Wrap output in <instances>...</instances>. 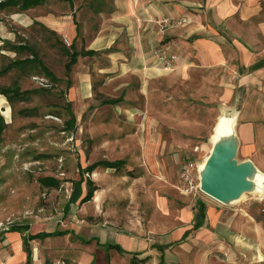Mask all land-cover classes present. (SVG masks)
I'll return each mask as SVG.
<instances>
[{
	"label": "rangeland",
	"instance_id": "rangeland-1",
	"mask_svg": "<svg viewBox=\"0 0 264 264\" xmlns=\"http://www.w3.org/2000/svg\"><path fill=\"white\" fill-rule=\"evenodd\" d=\"M35 12L0 10V71L15 60H33L28 53L17 56L15 46H29L36 54L34 66L0 75L1 86L18 81L22 90L27 83L24 89L34 91L26 101L9 104L12 113L3 112L8 128L0 142V264H27L25 235L19 231L63 233L31 241L32 264H131L128 256L103 244L128 250L133 239L152 247L153 255L143 257L142 264H194L192 244H165L192 227L194 205L206 196L182 193L180 169L195 146L204 147V158L209 154L213 128L225 114L236 118L237 160L252 161L264 174V70L245 77L241 61L209 65L195 59L185 73L155 80L148 97L131 99L132 117L123 109L86 115L69 130L65 66L70 48L34 23ZM218 30L219 44L232 42L225 27ZM39 61L60 81L47 78ZM104 160H122L124 166L99 167L83 177V170ZM49 176L61 182L59 188L41 187L38 180ZM85 179L98 188L90 201H84ZM218 204V210L241 212L256 222L264 238V196L246 194L235 204Z\"/></svg>",
	"mask_w": 264,
	"mask_h": 264
},
{
	"label": "crops",
	"instance_id": "crops-1",
	"mask_svg": "<svg viewBox=\"0 0 264 264\" xmlns=\"http://www.w3.org/2000/svg\"><path fill=\"white\" fill-rule=\"evenodd\" d=\"M54 1L58 4L53 7ZM33 10L37 11L34 23L55 33L61 42L66 39L69 58L76 54L68 78L65 72L67 96L76 121L121 109L132 117L134 110L127 108H133L131 99L137 95L148 97L155 80L185 73L194 66L195 59L209 65L241 61L240 67L247 69L240 71L245 77L264 70H251L264 61V0H47ZM168 17L187 18L189 22L161 34L154 20ZM219 27H225L226 34L233 36L225 46L218 43ZM159 48L177 56L172 70L154 55ZM9 104L0 95L1 114L12 113ZM248 127L244 125L246 131ZM197 202L205 206L203 226L192 231L196 224L193 214L192 227L182 228L176 240L172 236L165 244H192L194 264L264 262L263 229L256 222L253 224L241 212L218 210L220 204L206 196ZM187 232L190 235L183 240ZM127 248L130 253H138L139 259L153 255L148 243L135 239Z\"/></svg>",
	"mask_w": 264,
	"mask_h": 264
},
{
	"label": "trees",
	"instance_id": "trees-1",
	"mask_svg": "<svg viewBox=\"0 0 264 264\" xmlns=\"http://www.w3.org/2000/svg\"><path fill=\"white\" fill-rule=\"evenodd\" d=\"M47 0H4L2 2H0V10L6 9V8H10V7H15V8H19L22 10H30L33 9L35 7L38 6H42L45 4ZM13 50L15 51V53L17 54V56H22L25 53H28L30 57H32L33 60H31L30 58L27 59H20V60H15L12 64H10L8 67L4 68L2 71H0V75H6L8 73H10L13 69H17V70H21L24 71L27 67L29 66H34L33 63L34 59L36 57V54L33 51V48L29 47V46H15L13 47ZM92 53H88V55H91ZM75 58H76V54H70V61L66 64V77L68 78L70 75V68L71 66L75 63ZM33 61V62H32ZM39 65L41 67V69L43 70V72L45 73V75L47 76V78H49L52 82L56 83L59 80L54 76V74L52 72H50L44 65L43 63H41L40 61L36 64ZM264 68V61L260 62L256 65H254L251 70L255 71V70H259ZM67 84H69V81L67 80ZM34 93L33 90H22L21 85L18 81L13 82L10 86H1L0 85V95L4 96L7 98L8 102L10 104H13L15 102H24L27 100V97ZM25 114V113H22ZM75 126H76V118L73 115V113H71V119L66 123V127L69 130H75ZM8 128V124L4 118V116L1 114L0 112V142L3 138L4 133L6 132ZM124 166V162L121 161H101V162H97L92 164L91 166L87 167L85 170H83V177L85 176V174H91L93 173L97 168L99 167H103V168H110V169H122ZM83 179V178H82ZM87 184V195L84 198V201H90L93 197H94V193L97 191V187L94 184L93 181H91L90 179H85L84 180ZM38 182L40 183L42 188H46V189H57L60 187L61 182L53 177H45V178H41L38 180ZM197 206H198V210L197 213L195 215L196 217V224L194 225V228L192 229V231H196L198 229H200L203 224H204V220H205V206L203 203L201 202H197ZM21 232L23 235H25L23 238V250L26 253V257H27V264H32V249H31V245L30 242L34 241L36 239H45V238H49V237H55L58 235H63V233L58 232V231H53V232H40L34 235L28 234L26 232L23 231H19ZM190 235V232H187L184 235V239L188 238V236ZM88 243V242H85ZM90 243V241H89ZM98 245H100V242H97ZM104 246L108 245V249L110 250H116L117 252H119L120 254L124 255V256H128L131 260V264H139V263H143L145 259H139L138 253H130L128 251H126L122 246H120L119 244H103ZM162 264V262H161Z\"/></svg>",
	"mask_w": 264,
	"mask_h": 264
},
{
	"label": "water",
	"instance_id": "water-1",
	"mask_svg": "<svg viewBox=\"0 0 264 264\" xmlns=\"http://www.w3.org/2000/svg\"><path fill=\"white\" fill-rule=\"evenodd\" d=\"M234 133L233 141L216 145L203 171L202 164L198 169L201 192L223 205L235 204L249 192V179L253 170L258 169L250 160H237L239 138L236 125Z\"/></svg>",
	"mask_w": 264,
	"mask_h": 264
},
{
	"label": "built area",
	"instance_id": "built-area-1",
	"mask_svg": "<svg viewBox=\"0 0 264 264\" xmlns=\"http://www.w3.org/2000/svg\"><path fill=\"white\" fill-rule=\"evenodd\" d=\"M189 20L187 18H162L160 20H154V23L158 26V30L161 34L166 33L169 30L176 29L180 26L187 24ZM66 45L69 46L68 41L64 40ZM154 55L165 65L166 69H170L172 65L177 61V56L168 54L162 49H157L154 51ZM34 81L44 82L41 79L34 78ZM42 86L49 87L47 84ZM202 147L195 146L193 148V157L189 158L180 169V183L181 191L186 196L199 197L203 194L200 190L199 182V166L202 164Z\"/></svg>",
	"mask_w": 264,
	"mask_h": 264
},
{
	"label": "bare ground",
	"instance_id": "bare-ground-1",
	"mask_svg": "<svg viewBox=\"0 0 264 264\" xmlns=\"http://www.w3.org/2000/svg\"><path fill=\"white\" fill-rule=\"evenodd\" d=\"M235 125H236L235 115L223 114L217 119L216 125L213 130V134L210 138L211 149L209 151V154L205 158L203 157L201 172L203 171L205 164L210 154L212 153L213 148L216 145L233 141V139L235 138V133H234ZM249 180L251 182V189L249 190L247 194L258 196V197H263L264 196V174L255 168Z\"/></svg>",
	"mask_w": 264,
	"mask_h": 264
}]
</instances>
